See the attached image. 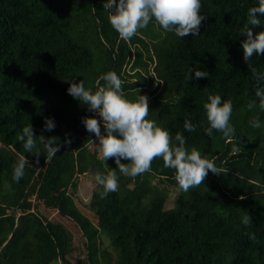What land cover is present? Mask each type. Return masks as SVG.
<instances>
[{"label":"trees","instance_id":"16d2710c","mask_svg":"<svg viewBox=\"0 0 264 264\" xmlns=\"http://www.w3.org/2000/svg\"><path fill=\"white\" fill-rule=\"evenodd\" d=\"M105 2L0 0V264H72L74 233L42 208L80 231L86 257L77 264H264V110L255 96L264 78L252 77L241 44L247 11L257 0H201L206 19L198 36L177 37L153 20L127 42L109 23ZM251 62L264 72V55ZM189 68L208 77L196 79L193 71L189 81ZM109 71L121 78L129 99L136 98L137 88L149 97L147 119L169 130L173 143L182 134L189 148L226 171L219 176L209 171L202 184L185 192L175 170L156 158L136 177L117 170V191L101 198L95 174L117 166L92 149L96 137L82 118L96 114L67 89L68 81L83 80L95 91L98 78ZM210 94L233 101L237 154L221 133L205 134L203 106ZM251 101L257 106L249 111ZM257 116L262 126L251 127ZM45 118L54 120L53 131H43ZM186 119L197 125L195 132L184 129ZM31 125L37 147L25 153L18 136ZM41 134L63 145L51 160ZM21 155L28 163L17 183L13 165ZM86 174L96 185L83 203L76 192ZM245 215L251 217L248 226Z\"/></svg>","mask_w":264,"mask_h":264},{"label":"clouds","instance_id":"9594fccd","mask_svg":"<svg viewBox=\"0 0 264 264\" xmlns=\"http://www.w3.org/2000/svg\"><path fill=\"white\" fill-rule=\"evenodd\" d=\"M201 7V0H107L103 3L109 23L118 33L119 39L126 42L138 35L140 30L146 29L153 20L164 31L174 33L177 37L198 36L202 21L206 19L201 14ZM260 17H264V0H257V6L248 9L247 20L241 30V36L244 37L241 41L243 59L247 62L252 77L257 81L264 78V72L259 71L251 61L253 56L264 55V31H254L264 27ZM193 71L196 79L208 77L205 71L189 68V81L192 79L190 74ZM68 83L70 87L67 93L87 106L89 112L96 114L82 118V123L86 126L87 132L94 134L99 141L98 158L105 162L114 159L117 166L108 170L107 174L99 171L95 174L96 183L103 188L101 198L117 191L119 187L117 170L124 176L136 177L149 171L156 158H162L165 168L175 170L177 185L185 192L202 184L209 171L217 176L226 171L223 167H217L214 159L210 160L195 146L189 148L182 134L176 133L174 139L177 143H173V136L169 130L147 119L150 112L149 97L141 95V89L137 88L136 98L129 99L123 89V81L115 71L101 75L95 91L86 88L83 80L79 83L74 80ZM255 96L259 100V109L264 110V89L255 88ZM207 100L203 106L208 124L205 134L212 137L214 131L221 133L226 143L232 144V154L239 153L241 149L234 143L235 127L230 122L233 101L222 99L218 94L208 95ZM256 106L255 101L247 104L249 111ZM249 124L254 128L262 126L258 116L253 117ZM55 126L53 119L45 118L43 131H53ZM184 129L187 132H195L197 125L186 119ZM65 135L69 136L67 133ZM39 138L44 146L46 160L53 159L63 146L56 143V137L45 138L41 134ZM18 139L25 153H32L37 147V137L32 125L25 126ZM71 143V139L64 141L68 146ZM122 160L128 162L122 163ZM27 163L26 156L21 155L13 165L15 182L19 183L24 177ZM240 199L243 200L245 197L241 196ZM242 222L246 226L250 225L251 217L245 215ZM248 235L250 240L256 241L254 233Z\"/></svg>","mask_w":264,"mask_h":264},{"label":"rangeland","instance_id":"374dc122","mask_svg":"<svg viewBox=\"0 0 264 264\" xmlns=\"http://www.w3.org/2000/svg\"><path fill=\"white\" fill-rule=\"evenodd\" d=\"M99 141L97 138L92 142L91 147L92 149H97ZM124 161V160H122ZM121 161V162H122ZM78 190L76 192V197L83 203H88L90 201L91 195L93 188L95 187L96 183L94 181V177L92 174H86V175H81L78 180ZM170 200L168 201V204L170 206L174 203L176 196H177V191H172L170 192ZM42 213L49 218L51 221L57 222L59 224L65 225L69 230H71L74 233V241H73V247L74 251L71 254L69 260L72 264H77L79 261H83L86 257V251L84 248V240L80 234V231L76 227L74 223H72L69 219H66L64 217H61L58 215L55 211H48L44 208H42ZM108 246V244H106ZM109 250L112 251L111 248ZM62 264V263H60Z\"/></svg>","mask_w":264,"mask_h":264}]
</instances>
